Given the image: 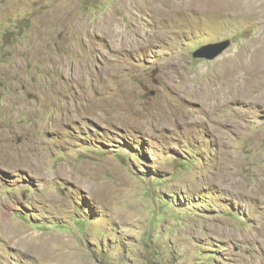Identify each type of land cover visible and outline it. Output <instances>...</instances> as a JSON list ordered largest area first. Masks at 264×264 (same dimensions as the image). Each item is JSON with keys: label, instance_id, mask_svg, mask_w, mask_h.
Listing matches in <instances>:
<instances>
[{"label": "rangeland", "instance_id": "rangeland-1", "mask_svg": "<svg viewBox=\"0 0 264 264\" xmlns=\"http://www.w3.org/2000/svg\"><path fill=\"white\" fill-rule=\"evenodd\" d=\"M213 1L0 0V264H264V0Z\"/></svg>", "mask_w": 264, "mask_h": 264}, {"label": "water", "instance_id": "water-1", "mask_svg": "<svg viewBox=\"0 0 264 264\" xmlns=\"http://www.w3.org/2000/svg\"><path fill=\"white\" fill-rule=\"evenodd\" d=\"M229 45L228 41L223 43H212L203 46L193 53L195 58L212 59L215 55L222 52Z\"/></svg>", "mask_w": 264, "mask_h": 264}, {"label": "bare ground", "instance_id": "bare-ground-1", "mask_svg": "<svg viewBox=\"0 0 264 264\" xmlns=\"http://www.w3.org/2000/svg\"><path fill=\"white\" fill-rule=\"evenodd\" d=\"M209 2H210V1H209ZM214 3H216V5H217V4H222V1H220V0H214V1H213V5H214ZM211 5H212V4H211ZM156 120H157V119H156ZM2 157H4V156H2ZM5 157H6V156H5ZM5 157H4V158H5ZM0 160H1V158H0ZM3 160H4V159H3ZM3 160H2V162H3ZM4 161H5V160H4ZM8 161H9V160H8ZM10 163H11V162H10ZM4 165H5V164H4ZM261 264H262V263H261Z\"/></svg>", "mask_w": 264, "mask_h": 264}]
</instances>
